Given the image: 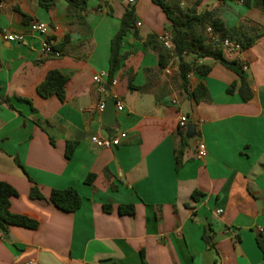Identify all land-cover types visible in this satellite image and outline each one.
I'll list each match as a JSON object with an SVG mask.
<instances>
[{
	"label": "crops",
	"instance_id": "0c3cea01",
	"mask_svg": "<svg viewBox=\"0 0 264 264\" xmlns=\"http://www.w3.org/2000/svg\"><path fill=\"white\" fill-rule=\"evenodd\" d=\"M134 4L137 36L125 38L116 85L107 78L102 92L94 77L109 72L111 41ZM0 6V96L12 104L0 100V181L18 192L11 211L40 222L38 229L10 227L0 238V264H264L258 245L264 230V0L182 1L231 32L261 34L251 48L225 54L243 66L250 100L243 99L239 75L216 64L206 77L189 76L191 90L199 82L208 88L200 103L183 93L178 68L166 73L177 59L160 65L157 35L169 22L152 0H88L83 25L68 15L65 0L51 10L41 0ZM34 23L49 27L48 37L63 46L60 58L41 53L44 37L31 31ZM9 34L26 40L10 42ZM53 70L69 77L65 101L37 92ZM115 96L124 109L110 126L96 107ZM182 116L186 128L179 127ZM189 125L195 129L189 132ZM123 134L111 149L92 142ZM182 134L187 146L177 170ZM199 141L207 147L203 160L196 158ZM68 143L77 144L71 158ZM35 185L43 199L31 198ZM67 188L83 199L75 212L51 201L53 190ZM127 206L133 214H121Z\"/></svg>",
	"mask_w": 264,
	"mask_h": 264
},
{
	"label": "trees",
	"instance_id": "16d2710c",
	"mask_svg": "<svg viewBox=\"0 0 264 264\" xmlns=\"http://www.w3.org/2000/svg\"><path fill=\"white\" fill-rule=\"evenodd\" d=\"M4 0H0V4ZM60 0H41V5L46 10H51L53 6ZM68 2V15L74 16L78 24L85 23L88 14V0H65ZM183 0H152V2L163 10L169 22L166 31H169L173 36V42L176 46L175 51L171 54L164 50L160 54V65L162 68L167 66L170 58H175L180 61L176 71L177 76L181 82V89L186 96L196 103L204 101L208 94V88L204 82H199L194 89L189 87V76L197 74L206 77L216 64H221L225 68L237 73L241 79L240 92L245 101L250 100L251 93L246 96L245 92L249 89L246 77L244 76L243 66L235 61L229 60L225 57L223 50L218 44L212 43L207 38L206 29L211 26L215 33L220 34L223 38H230L241 44L242 49L251 48L261 36L259 32L254 33H235L229 31L225 23L214 18L210 13L199 14L196 7H183ZM24 21H30V17L21 13ZM137 21L136 6L129 5L122 17L121 26L111 41V56L109 62L108 72V85L111 86L115 80L117 72L121 69L123 61L126 59L127 54L123 53V44L125 38L129 34L137 36V31L133 32ZM63 46H56V49L62 52ZM191 55L194 60L210 59V63H196L184 60V54ZM69 82V77L64 75L58 70L50 71L46 79L37 87L38 94L45 99L52 96H57L61 101L67 98L66 86ZM238 83H233L228 92L233 93ZM0 100L7 103L12 107L9 99ZM77 144L68 143L67 145V158H71ZM187 146V139L182 134L181 148L177 152V170H180L183 165L184 149ZM94 176L87 179L91 182ZM17 190L10 184L0 181V230L4 234H8L10 227L19 226L29 229H38L40 222L36 219L30 218L25 215L14 214L11 211V199L17 197ZM32 199H43V195L37 185L31 190ZM200 193L195 192L194 200H199ZM52 203L64 212H75L81 208L83 199L75 188H67L63 190H53L51 194ZM110 206H105V210L109 211ZM121 214H133V207H121ZM264 232V230H263ZM261 232L258 237V245L264 253V233ZM205 241L209 244L211 237L206 233L204 234ZM143 264H147L143 260Z\"/></svg>",
	"mask_w": 264,
	"mask_h": 264
},
{
	"label": "built area",
	"instance_id": "2783aa9c",
	"mask_svg": "<svg viewBox=\"0 0 264 264\" xmlns=\"http://www.w3.org/2000/svg\"><path fill=\"white\" fill-rule=\"evenodd\" d=\"M134 0H130V3H133ZM1 7V6H0ZM140 25V24H139ZM31 31L34 33H38L44 37L41 47V53L45 56H52L55 58H60L62 56V52L56 49L55 43L48 37L49 27L47 25H43L40 23H34L31 25ZM207 38L210 42L218 44V46L223 50L224 54L228 56L238 55L242 52V46L239 42L234 41L230 38H223L220 34L215 33L211 26H208L206 29ZM10 42H19L23 43L26 40V36L24 34H9L5 37ZM157 41L164 48L165 51L169 53H173L176 49V46L173 42V36L169 31H164L157 35ZM187 56H191L188 54H184V58ZM175 61V59H172ZM179 61V60H178ZM180 63V61H179ZM179 63H174L172 61L171 65L167 67L166 73L171 74L175 69L178 68ZM108 78V73L101 72L94 77V82L99 85V88L102 92H104V84L103 81ZM112 85H116V81L114 80ZM114 99L117 102V110L122 111L124 109L123 104L120 101H117V97ZM176 103V101H174ZM105 109V102H101L97 105L96 110L103 112ZM189 123L187 117L182 116L179 119V127L186 128ZM125 137V134L116 137H100L94 136L92 138V142L99 148L102 149H111L113 147H117L121 144L122 138ZM207 153L206 144L203 141L198 142L197 150H196V158L198 160H203ZM221 212V211H220ZM263 232V229L261 230ZM5 234L0 230V238L4 239ZM36 264V263H29ZM112 264V263H105Z\"/></svg>",
	"mask_w": 264,
	"mask_h": 264
},
{
	"label": "water",
	"instance_id": "95a60500",
	"mask_svg": "<svg viewBox=\"0 0 264 264\" xmlns=\"http://www.w3.org/2000/svg\"><path fill=\"white\" fill-rule=\"evenodd\" d=\"M116 105L117 102L115 100L106 101L105 109L103 111V120L105 124L112 126L116 123V118H117ZM194 129H195L194 125H189V132Z\"/></svg>",
	"mask_w": 264,
	"mask_h": 264
}]
</instances>
